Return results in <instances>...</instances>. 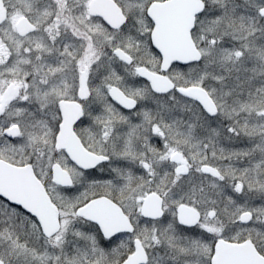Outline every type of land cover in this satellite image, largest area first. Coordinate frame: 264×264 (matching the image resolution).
Masks as SVG:
<instances>
[{"label":"snow or ice","instance_id":"6c2138e0","mask_svg":"<svg viewBox=\"0 0 264 264\" xmlns=\"http://www.w3.org/2000/svg\"><path fill=\"white\" fill-rule=\"evenodd\" d=\"M0 264H264V0H0Z\"/></svg>","mask_w":264,"mask_h":264}]
</instances>
